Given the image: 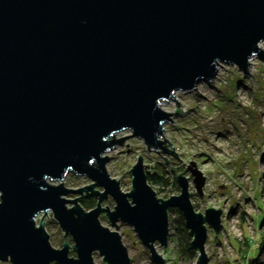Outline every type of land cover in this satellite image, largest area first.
<instances>
[{
  "label": "water",
  "instance_id": "obj_1",
  "mask_svg": "<svg viewBox=\"0 0 264 264\" xmlns=\"http://www.w3.org/2000/svg\"><path fill=\"white\" fill-rule=\"evenodd\" d=\"M261 42L264 0H0V261L96 264L98 252L106 264H130L120 220L153 264H165L154 244L167 246L168 210L177 208L194 264H207L206 224L220 233V207L194 210L182 172L180 192L158 197L140 154L124 192L106 153L139 137L148 152L176 155L163 139L174 114L162 102L175 100L179 113L176 91L212 82L221 62L247 74L254 57L264 63ZM189 168L201 193L205 178ZM68 173L90 182L67 187ZM109 196L112 208L101 204ZM93 197L85 209L81 201ZM48 211L63 231L60 248L44 217L37 222Z\"/></svg>",
  "mask_w": 264,
  "mask_h": 264
},
{
  "label": "rangeland",
  "instance_id": "obj_2",
  "mask_svg": "<svg viewBox=\"0 0 264 264\" xmlns=\"http://www.w3.org/2000/svg\"><path fill=\"white\" fill-rule=\"evenodd\" d=\"M260 45L264 50V42ZM250 67L243 75L235 64L221 62L212 82L201 80L192 92L176 91L175 98L181 103L179 113H174L177 108L175 100L162 102L163 109L174 114L172 121L164 124L163 139L170 142L172 146L166 147L173 149L177 157L173 152L165 153L161 149L148 152L139 137H128L106 153L109 156L106 170L111 178L120 181L124 192L131 188L128 169L137 163L140 154L147 171L164 163L168 172L165 174L170 179L168 184H151L158 197L167 198L180 192L175 177L182 172L189 179L188 190L194 210L204 212L208 206L220 207V233L216 236L206 224L207 264H264V63L254 57ZM129 133L126 130L117 137ZM163 156L170 162H166ZM189 167L197 168L205 178L201 193L191 179ZM174 180L178 189L173 184ZM89 182L87 177L73 173H68L63 180L71 188L83 187ZM75 195L67 197L74 198ZM101 204L112 208L115 203L109 196ZM42 217L51 245L62 247L65 241L63 231L51 211L39 214L37 222ZM173 218L174 214L169 212L167 246L156 242V250L165 258V264H194L196 259L190 261L178 257L173 251ZM100 220L103 225L115 229L105 216ZM117 225L131 258L130 264H153L148 249L141 244L133 227L120 220ZM70 255L74 256L72 250ZM93 259L96 264H106L98 252L93 254ZM0 264L11 262L0 261Z\"/></svg>",
  "mask_w": 264,
  "mask_h": 264
},
{
  "label": "trees",
  "instance_id": "obj_3",
  "mask_svg": "<svg viewBox=\"0 0 264 264\" xmlns=\"http://www.w3.org/2000/svg\"><path fill=\"white\" fill-rule=\"evenodd\" d=\"M153 168L154 170L152 171L150 170L146 172L147 174L146 180H148V183L152 185L153 184L161 185L165 183L168 184L170 179H167L165 176V174L168 172L164 169V163L155 165ZM175 180L173 181V184H175V188L178 189ZM95 203L96 201L93 198H86L81 201V205H83L85 209H91L95 207L96 206ZM169 212L174 214V218L171 221L172 223L171 225L174 230L171 237V241L174 245V249H173L174 253H176L178 257H182L190 261L191 260L194 261L197 258V255L194 253L190 245L192 236L190 235V233H188V229L185 225L181 212H179L177 208L170 209Z\"/></svg>",
  "mask_w": 264,
  "mask_h": 264
},
{
  "label": "bare ground",
  "instance_id": "obj_4",
  "mask_svg": "<svg viewBox=\"0 0 264 264\" xmlns=\"http://www.w3.org/2000/svg\"><path fill=\"white\" fill-rule=\"evenodd\" d=\"M117 134H119V133H117Z\"/></svg>",
  "mask_w": 264,
  "mask_h": 264
},
{
  "label": "flooded vegetation",
  "instance_id": "obj_5",
  "mask_svg": "<svg viewBox=\"0 0 264 264\" xmlns=\"http://www.w3.org/2000/svg\"><path fill=\"white\" fill-rule=\"evenodd\" d=\"M106 218V217H105Z\"/></svg>",
  "mask_w": 264,
  "mask_h": 264
}]
</instances>
